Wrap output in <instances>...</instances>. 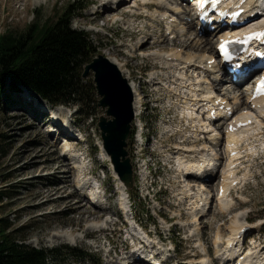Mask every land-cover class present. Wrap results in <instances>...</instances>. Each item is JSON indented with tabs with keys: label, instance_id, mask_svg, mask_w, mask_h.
<instances>
[{
	"label": "rangeland",
	"instance_id": "1",
	"mask_svg": "<svg viewBox=\"0 0 264 264\" xmlns=\"http://www.w3.org/2000/svg\"><path fill=\"white\" fill-rule=\"evenodd\" d=\"M136 1L140 3L139 0ZM72 2L74 1L0 0V35L6 31L25 30L35 21V16L42 17L43 20H56ZM75 2L79 3L78 5L76 3L77 7L84 6V8L75 13L73 28L89 34L97 50L96 56L118 58L123 61L122 63L127 64L124 70L131 71L134 74L133 79L137 81L136 105L139 117L135 119L134 132L128 147L129 157L137 174L131 189L133 213L129 205L121 207L118 204V196H123L124 191L120 189L111 161L107 160L102 150L98 121L104 110L96 108L92 103L89 107L70 104L50 111L49 105L31 96L26 87L16 90L13 83L7 80L0 101V194L4 195L3 203L0 204V217L11 221L14 229H24L19 235L25 237L28 245L39 249L61 248L63 264H109L112 260L121 257V254L125 256V250L129 245L128 235L137 231L135 222L132 221V214L148 231L157 232L167 240L162 250L166 252L167 257L181 264H191L192 261L184 257L193 256L197 251L204 256L202 252H206L205 249L210 250L211 257L214 258L213 253H216L214 245L219 246L231 231L233 233L231 226H235L238 222L244 224L249 222L254 227L251 243L254 240H261L260 242L263 243L264 161L244 160L246 168L242 173L250 170L255 179L252 185L234 193V202L239 206L238 209L222 212L215 207V210H211L208 215L199 217V226L193 228L195 219L190 215L193 210L192 205L191 211L186 205L177 206V197H185L182 196L185 189L180 182L174 180L176 175L174 169L163 165L159 153L166 150L168 145L173 146L174 140H181V136L172 138L168 134L164 135L163 124L167 120L166 124L169 123L176 128L185 127L183 142L189 141V145L193 140L191 137L193 130L187 131L190 128L189 120L186 119L182 123V116L179 117L182 110L178 106L169 108L172 101L177 102L178 99L168 94L162 84L160 86L153 83V77L168 75L167 70L157 68L158 63L162 64V61L156 55L159 52L160 55H165L166 52H172V49L177 47L167 44L166 50L160 48L155 50L150 47L149 41L142 43L144 45H141V48L138 45L139 50L136 49L143 35L156 33L168 36L162 24L157 22L158 19L152 20L148 15L156 14L160 9L148 6L145 10L140 6V12L133 14L131 11L137 9H133L134 2H124L125 4L120 6L115 4L117 8L125 6L124 11L115 12L108 9L111 14L101 16L99 14L104 10L102 0ZM114 2L116 3V0ZM147 24L151 25V29L145 28L146 32L140 31L139 28ZM134 32H140L141 35L135 37ZM175 36L178 37H169L168 43L176 39L178 41L176 44L179 45L181 40L184 41L189 37L194 40L196 33L194 28H191L188 33H176ZM216 45L215 42L214 48ZM178 47L175 51L183 50L185 54L196 52L202 55L214 50L204 47L199 37L187 47ZM154 53L156 55L152 56ZM133 56L137 57L133 58ZM85 79L94 83V73L91 72ZM250 83V80L245 83L243 89L249 90ZM234 88L232 85L229 87L228 84L218 92L223 93L227 99L233 100L235 94L229 93L228 89L233 91ZM50 112L57 117L56 120L60 121L62 127L50 121ZM139 123L144 126V139H137ZM68 148L71 151H68ZM141 152L145 161L140 159ZM81 162H84L85 174L79 170L78 165ZM147 163L150 165V172L145 169ZM249 163L251 166L248 167ZM142 172L147 174L148 180H142L144 179ZM208 179L198 182L199 185L192 184L193 193L197 192L198 188L210 187L204 183ZM214 179L211 181L213 182ZM87 181L93 187L86 185ZM152 181H156V185L150 188L151 193L148 196L147 184ZM92 188H96L95 190L103 188L108 191L110 199L103 200L102 210L90 203L91 196L88 197L87 194ZM208 190L210 189H205L207 194ZM209 196L213 197V192ZM81 209L89 211L86 217L79 213ZM93 212H103L104 216L99 219L96 217L86 219ZM161 215L167 218V223L160 218ZM126 222L131 225L126 227L124 225ZM99 223L106 226V230H93V226ZM184 223L193 224L187 227L192 233L195 232L197 238L203 239L204 246L201 243V248H198L194 241L190 243L187 241L190 234L187 229L183 230ZM219 228L221 229L218 230ZM153 240H157V235ZM173 243L176 245L175 254L170 253ZM79 252L89 254L92 258L85 261L76 260L75 255ZM119 259L125 261L126 257Z\"/></svg>",
	"mask_w": 264,
	"mask_h": 264
},
{
	"label": "bare ground",
	"instance_id": "2",
	"mask_svg": "<svg viewBox=\"0 0 264 264\" xmlns=\"http://www.w3.org/2000/svg\"><path fill=\"white\" fill-rule=\"evenodd\" d=\"M139 1L142 2L141 5L139 3H137L135 0V4H134L135 6H133V9H136V8L137 9L134 11H131V13L138 14L140 12L139 11L140 6L144 7L148 2H151V4H154L153 8L154 9H156V8L160 9V11L159 12L157 11L156 14H153V13L148 14L149 17L152 20L160 18V20H158L159 24H161V23L163 24L166 22L167 23V31H171V32H170L169 36L157 35L156 33H153V34L148 33V35L142 34L143 35L142 39H141L142 41H138L136 49L139 50L138 45L141 48V45H144L142 43L149 42V41H150V43H149L150 47L155 48V50L156 49L158 50L160 48V50L164 51L167 49V47H166L167 44H169L172 47L175 46L177 48H179L178 46H181V47L186 46L187 47L190 45V42H193L197 37H199V41H201V43L203 42L204 47L210 48V49L214 48L215 42L213 41V34H210V36H207L208 32H205L204 35L201 36V34L197 28H194V27L187 28L186 24H183V23H175V24L169 23L170 18L173 17V18H175L174 20H177L176 17L179 16V14H178L179 8L176 4L173 3L172 0H139ZM124 2H127V1L124 0L123 2H119L117 4L114 2V0H102L101 4H102V7H104V10L99 15H101V16L106 15V14L110 15L111 14L109 12L110 9L114 10L115 12H120V10L124 11L123 9L125 6L118 7V8L116 7V5L120 6L121 4H125ZM130 2H132V0ZM144 8H146V7H144ZM196 9H198V7H196ZM196 9L194 11H192V13H194V12L196 13V11H197ZM147 11H149V10H147ZM149 12H151V11H149ZM260 20H264V16H262ZM145 28H147V30H149V29H151V25L147 24V26L144 25L143 28H139V29L142 32H146ZM191 28H194V32L196 33V37L194 38V40H192V38L189 37V39H185L184 41L181 40L179 45L176 44L178 42L176 39L172 43H168V42H170L169 37L171 38V36H175L176 33L177 34L188 33V31L191 30ZM139 29H137V30H139ZM134 33H135V37H138L141 35L140 32H134ZM205 36H207V38ZM175 37H178V36H175ZM177 48L172 49V52H169V51L166 52L165 55H160L159 53H161V52H159L157 55H156V53H154L152 55V56L156 55L162 61L161 62L162 64L158 63L157 68L164 70V71L167 70V72H168V73L166 72L168 75L154 77L153 83L159 84V85L162 84L163 87H166L165 90L167 91L168 94L173 95L176 99H178V101H181V103L179 104L180 105L179 107L182 109V115H183L182 116V118H183L182 122L184 120L186 121V119L189 120L188 122L190 124V128L187 129V131L193 130V135L191 136L193 140L191 142V145L188 144V145L183 146L184 143H189V141L183 142L184 140H182L181 145L177 146V148H176V149H178V153L177 152L174 153V154H177L176 157L180 159L179 160L180 170H179V172L176 173L174 180L176 182H180V184H182V186L184 187L185 192H184V194H182V196L185 195V197L183 196L184 198L181 197V199L182 200L186 199V201L189 203L190 207L192 205L193 210L190 214L191 210L189 208V210H190L189 214L192 215L195 219V223L192 222L194 225L192 223H190V225H187L186 223H184L183 227L185 229L189 230V227H187V226L193 225L192 226L193 228L196 227V225L199 226V217L206 216L209 214V212H211L212 202H210L211 197L209 195L212 192L214 194V191H215V189L213 187H211L213 185H211L210 187L206 186V188H198V191H197L196 187L193 186L197 191V192L193 193L194 190L191 189V187H192L191 185L192 184H195V185L198 184L199 185L198 182H202L204 180H207L209 177L210 178L208 179V181H210V179L214 175H216L215 172H216V169H218L217 166H215V163H216V159L219 157V152H214V151H215L216 144L218 143L217 138H218L219 134H217L216 131H213V129H212L213 125H215V124H210L208 121H204V117L202 115L203 110H204L203 109L204 105L202 104V102L206 98L211 97L215 91L216 92L220 91L221 88L224 87V85L217 84L216 81L213 82L212 80L208 79L209 77H207V76L199 77L198 76L199 74L196 75V73L198 72V69L186 70V66L183 64L187 63L188 59H184L185 52L182 53V51L181 52L175 51V50H177ZM138 50H136V51H138ZM207 52H209V53H207V54L205 53L202 55H196V53L193 52L192 54L195 55V58L189 59V61H191L190 65H192L194 63V60L197 59V57H198V59L204 60L206 63L209 62V60H212L213 57H215V54L217 52V47L214 48L213 51H207ZM136 57L137 56H133V58H136ZM108 59L110 60V62H112L113 64H115L118 67V69L121 71L123 76H125V78L129 81V84H130L131 88L133 89L134 95L136 96L134 109H135L136 117L138 118L139 117L138 116L139 110H138V107L136 105L137 104L138 89H137V84H136L137 81H135V79H133L134 74L131 71L129 72V71L124 70V67H126L127 64L122 63L123 61L119 60L118 58H115V59L108 58ZM168 70H170V71H168ZM190 72L194 73L193 77H189ZM154 76H155V74H154ZM254 76H252V77H254ZM226 84H228V83H226ZM231 85L232 84H230L229 87ZM212 87L214 88V91L211 90ZM233 87H235L233 91L228 89L229 93L231 92V94L232 93L235 94V96L232 97L233 100H228L230 105L235 106L239 102H242L244 105H249V106H252V104L259 105V102L252 103L250 101L251 96H247L246 88L243 89V87L239 84L233 85ZM178 93L181 95H179ZM30 95L33 96L34 98H37L36 94L32 91H30ZM262 103H264V102H262ZM227 104H228V102H227ZM249 112L250 113H248V114L255 117V119L257 121V125H255L250 131L247 130L249 132H247L246 134L236 136L234 141L238 145L244 141H247V142H249V144L252 147H254V146L260 144L259 143L260 141L262 143H264V140L262 141V139H261L264 135V131H261V128H264V123L258 120L257 114L254 115L252 113V111H249ZM260 114L262 116H264V112H260ZM55 118L57 119V117H55ZM139 121H140V119H139ZM166 122H168V121L166 120L164 122L165 127L170 128L171 130L174 131V133L175 132H182V130H183V132H186V130L182 127L176 128L173 125L172 126L169 125V123H167L168 124V126H167ZM141 125H143V124H140V126H138L137 139L138 138L140 139L142 137ZM215 126L219 127L217 125H215ZM139 127H140V129H139ZM175 130H177V131H175ZM235 133H237V131L233 133V136H231V135L228 136V138H231V137L233 138ZM234 141L230 142L229 146H231L232 144H235ZM163 143H165V142H163ZM170 146L171 145H168L167 147H170ZM213 147H214V151H213ZM224 153H226V150H224ZM222 155L223 154L221 153L220 156H222ZM227 155H229V153H227ZM107 158H108L107 160L110 161L108 156H107ZM237 159H238V156L236 158H231L230 161H228V165L227 164L225 165V167L223 169V176L225 179H231V177L237 172L236 170L231 169L232 168L231 166L234 165L238 161ZM201 163L203 165H201ZM191 165H194V168L192 169V171L188 170V168H187V166L190 167ZM78 166H79V170H81L84 173L85 172L84 162L79 163ZM141 169H143V168H141ZM114 173L117 176L116 178L119 180L120 185L122 187H124V189H123L124 195L123 196L125 197L127 194L130 195L131 190H129V188H127L125 186V183L122 181V179L119 177V175L116 172H114ZM142 176L144 178L142 180L146 181L147 174L142 172ZM194 179H196V180H194ZM236 179H238V177ZM88 181H89V179H88ZM88 181H87L86 185L92 186V184H90V182L88 183ZM155 183H156V181L153 182V185H155ZM87 188H89V187H87ZM90 189H88V190H90ZM205 189H210V190H208V194L205 192ZM84 190H87V189H84ZM182 191H184V190H182ZM95 198L96 197L93 196V202L95 201ZM101 200H102V198H101ZM211 200H213V197ZM180 204H184V201H182V203H180ZM180 204H179V206H180ZM209 204H210V207H208ZM221 204H222V206L220 208V211L224 212V211L228 210V208L230 207L231 201H229V203H221ZM121 205H123V204H121ZM99 208L102 210L103 207L99 206ZM107 209H109V208H107ZM79 213L82 216L86 217V214L89 213V211L87 209H81L79 211ZM102 214H103V212H93L92 214L90 213V215H88V217L86 219L91 218V217H96L98 219H99V217L103 218L104 214L103 215ZM221 214H223V213H221ZM192 216H190V217H192ZM183 217L186 218V216H184V215H183ZM181 222H184V221H181ZM201 225H202V223L200 224V226ZM206 225H208V224H206ZM244 226H245V224L243 222H238L237 224L235 223V226H231V228H233V233L231 231L232 234L230 233L229 235L231 236V235L238 233ZM93 227H94L93 230L94 229L95 230H102L104 228V225H101L99 223L98 225H95ZM90 229H91V227H90ZM88 230H89V228H88ZM219 230H220V228H219ZM190 233H192V232L190 231ZM191 237L192 238L191 239L189 238V241H194V243L199 244L200 247H201V243H203V246L205 245V243L203 242V239H201V238L196 239V238H194V235H192ZM261 246L262 245L257 247V249L255 250V253L259 252V254H262V255L264 254V253H262L264 251V246H262V248H261ZM258 249L259 250L261 249V251H258ZM205 251L206 252H204L203 257L209 256L210 250L205 249ZM199 252L197 251L195 253V255L193 254V256H201V254ZM217 253H220V249H219V252L217 251ZM127 260H130V257L129 258L126 257V260L124 262H127ZM207 261L208 260L205 259L202 262L205 263ZM134 263H136V262H134ZM109 264H121V261L119 258H116V260H114V261L112 260ZM141 264H144V263H141Z\"/></svg>",
	"mask_w": 264,
	"mask_h": 264
},
{
	"label": "trees",
	"instance_id": "3",
	"mask_svg": "<svg viewBox=\"0 0 264 264\" xmlns=\"http://www.w3.org/2000/svg\"><path fill=\"white\" fill-rule=\"evenodd\" d=\"M73 1L56 20L35 16L25 30L0 35V101L10 80L16 90L27 87L53 107L94 103L97 108L95 85L82 77L97 50L87 32L73 28L75 13L84 8ZM23 230L0 217V264H63L61 248L32 247L19 235ZM75 257L92 258L81 252Z\"/></svg>",
	"mask_w": 264,
	"mask_h": 264
},
{
	"label": "water",
	"instance_id": "4",
	"mask_svg": "<svg viewBox=\"0 0 264 264\" xmlns=\"http://www.w3.org/2000/svg\"><path fill=\"white\" fill-rule=\"evenodd\" d=\"M91 72L95 74L98 107L105 111L98 122L104 149L119 177L132 189L134 171L128 151L135 120L132 88L118 67L104 56L95 58L85 66L83 78H87Z\"/></svg>",
	"mask_w": 264,
	"mask_h": 264
},
{
	"label": "snow or ice",
	"instance_id": "5",
	"mask_svg": "<svg viewBox=\"0 0 264 264\" xmlns=\"http://www.w3.org/2000/svg\"><path fill=\"white\" fill-rule=\"evenodd\" d=\"M261 38H264V33L260 34ZM225 52H227L226 46L224 47ZM261 90L264 91V81H261Z\"/></svg>",
	"mask_w": 264,
	"mask_h": 264
}]
</instances>
